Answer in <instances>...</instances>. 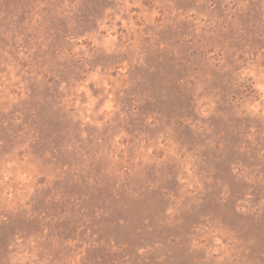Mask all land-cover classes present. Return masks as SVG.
<instances>
[{
    "label": "rangeland",
    "instance_id": "1",
    "mask_svg": "<svg viewBox=\"0 0 264 264\" xmlns=\"http://www.w3.org/2000/svg\"><path fill=\"white\" fill-rule=\"evenodd\" d=\"M0 264H264V0H0Z\"/></svg>",
    "mask_w": 264,
    "mask_h": 264
}]
</instances>
